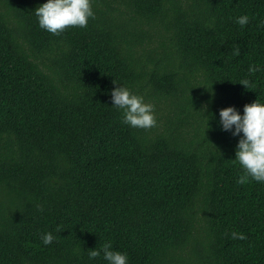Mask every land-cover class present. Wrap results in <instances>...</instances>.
<instances>
[{
    "label": "trees",
    "instance_id": "obj_1",
    "mask_svg": "<svg viewBox=\"0 0 264 264\" xmlns=\"http://www.w3.org/2000/svg\"><path fill=\"white\" fill-rule=\"evenodd\" d=\"M44 2L0 0V264H106L78 251L105 241L129 264H264V183L236 182L217 124L264 102V0H93L58 36ZM113 82L155 127L122 123Z\"/></svg>",
    "mask_w": 264,
    "mask_h": 264
},
{
    "label": "clouds",
    "instance_id": "obj_2",
    "mask_svg": "<svg viewBox=\"0 0 264 264\" xmlns=\"http://www.w3.org/2000/svg\"><path fill=\"white\" fill-rule=\"evenodd\" d=\"M39 28L58 36L70 27L85 28L90 19L95 18L93 0H45L33 11ZM249 21L247 14L236 18V23L245 26ZM250 71L258 70L250 68ZM213 82V81H212ZM246 89L251 87L250 81L243 79L239 82ZM115 87L110 91L111 107L122 114V123L130 128L150 129L157 125L155 107L152 103L145 102L142 95L134 92L124 84L113 82ZM212 84V83H211ZM199 86H204L202 83ZM192 88V87H191ZM199 112L208 117L205 129L209 126V116L204 115V109ZM217 124L222 131L230 132L233 137H238L234 149V164H238L241 175L236 182L245 184L251 181L264 183V102L255 99L243 105L242 113L234 106L219 109ZM205 132V130H204ZM60 231L59 226L56 229ZM233 239H244L242 233L232 231ZM55 239L53 232H44L40 236L43 245H50ZM86 251L89 260L101 258L106 264H129L126 252L113 248L111 241H105L99 248L94 247Z\"/></svg>",
    "mask_w": 264,
    "mask_h": 264
}]
</instances>
